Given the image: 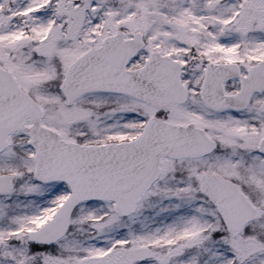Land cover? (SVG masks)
Listing matches in <instances>:
<instances>
[{
    "label": "snow or ice",
    "instance_id": "obj_1",
    "mask_svg": "<svg viewBox=\"0 0 264 264\" xmlns=\"http://www.w3.org/2000/svg\"><path fill=\"white\" fill-rule=\"evenodd\" d=\"M0 264H264V0H0Z\"/></svg>",
    "mask_w": 264,
    "mask_h": 264
}]
</instances>
